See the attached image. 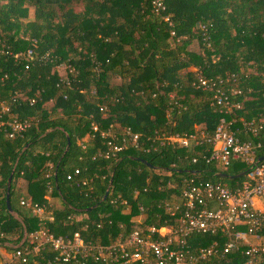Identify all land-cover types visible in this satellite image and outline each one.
I'll list each match as a JSON object with an SVG mask.
<instances>
[{"label":"trees","instance_id":"trees-1","mask_svg":"<svg viewBox=\"0 0 264 264\" xmlns=\"http://www.w3.org/2000/svg\"><path fill=\"white\" fill-rule=\"evenodd\" d=\"M152 1L0 0V264H8L6 253L27 245L26 238L16 247L23 233L40 228L63 240L78 232L90 247L62 264H111L96 249L134 230L145 235L150 226L168 224L163 203L179 197L182 178L201 173L232 185L240 178L216 173L247 170L239 161L213 168L197 148L146 152L128 146L108 158L98 155L105 151L98 131L107 127L128 128L144 141L199 126L211 131L220 117L234 119L231 128L239 130L240 119L264 120V0H161L159 7ZM197 75L237 107L222 112L212 103V91L197 85ZM12 119L27 126L9 136L6 122ZM238 137L260 140L257 157L264 160L260 129L256 137ZM79 178L90 188L76 186ZM47 185L58 206L48 205ZM20 199L43 205L51 220L42 222ZM193 237L192 245L219 238ZM55 255L45 245L16 264L52 261ZM241 259L232 249L205 264Z\"/></svg>","mask_w":264,"mask_h":264},{"label":"built area","instance_id":"built-area-1","mask_svg":"<svg viewBox=\"0 0 264 264\" xmlns=\"http://www.w3.org/2000/svg\"><path fill=\"white\" fill-rule=\"evenodd\" d=\"M155 7L161 6V0H153ZM197 85L212 91V103L219 106L222 112L230 114V109L237 107L229 103L224 92L197 75ZM2 111L7 108L1 107ZM241 130L231 128L234 119L220 117L215 127L209 131L196 127L194 131L178 133H155L140 141L137 133L128 128L121 132L97 129L91 123V129L98 131L105 139V151L100 157L114 156L128 146L141 148L148 152L159 147L172 146L185 149H199V157L216 169H225L231 163L239 161L248 166L239 181L230 185L220 180H205L201 173H194L181 179L179 197L175 201L163 203L164 209L171 217L168 224L159 227L150 226L145 235L134 230L125 238L105 247L96 249L98 256L109 259L111 264L138 261L141 264H205L212 257L221 258L230 250H237L242 259L236 264H264V160L257 157L262 147L260 140L240 139L238 135L249 133L257 136L259 129L264 137V127L253 120H241ZM10 128L9 136L20 134L27 126L26 122L12 119L6 122ZM147 143V146H145ZM195 157L192 158V162ZM77 172V171H75ZM75 185L90 188L89 181L79 178ZM51 186L47 185L44 196L48 205ZM110 203L115 199L111 198ZM19 203L31 209L42 222L51 220L50 214L43 205L20 199ZM125 204V201H122ZM141 215L135 218L140 221ZM195 234H211L219 238L209 244H194ZM193 235V236H192ZM191 236V237H190ZM27 245L5 254L8 264L24 263L28 255H36L48 245L56 255L50 260L32 261V264H62L74 259L77 255L85 256L89 246L84 244L78 232L66 240L53 236L48 229L40 228L24 239Z\"/></svg>","mask_w":264,"mask_h":264},{"label":"water","instance_id":"water-1","mask_svg":"<svg viewBox=\"0 0 264 264\" xmlns=\"http://www.w3.org/2000/svg\"><path fill=\"white\" fill-rule=\"evenodd\" d=\"M67 147H68V141L66 142V146H65V149L64 151L67 150ZM143 161V160H142ZM244 173V171H241L239 173H236L234 175H228L226 173H222V172H219V173H216V176L217 177H226V178H230V179H237L238 177L242 176ZM11 174H12V171L11 173L9 174V176L6 178V191H5V207L8 211H11V208H10V205H9V184H10V180H11ZM109 185H110V182L107 186V188L105 189V192L101 198V200H104L107 193H108V188H109ZM25 238V233H23V236H22V239L21 241L16 245V247L24 240Z\"/></svg>","mask_w":264,"mask_h":264},{"label":"rangeland","instance_id":"rangeland-1","mask_svg":"<svg viewBox=\"0 0 264 264\" xmlns=\"http://www.w3.org/2000/svg\"><path fill=\"white\" fill-rule=\"evenodd\" d=\"M17 186H19V187L22 186V182H21V180H18V181H17ZM49 204H50L52 207L58 206L57 198L52 197L51 195H49Z\"/></svg>","mask_w":264,"mask_h":264}]
</instances>
